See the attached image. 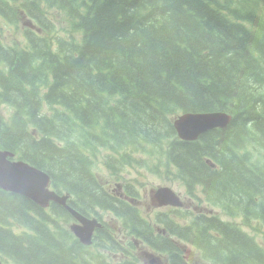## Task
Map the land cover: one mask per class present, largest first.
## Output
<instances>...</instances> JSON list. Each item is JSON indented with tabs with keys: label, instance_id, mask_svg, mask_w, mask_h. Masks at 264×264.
Returning a JSON list of instances; mask_svg holds the SVG:
<instances>
[{
	"label": "trees",
	"instance_id": "obj_1",
	"mask_svg": "<svg viewBox=\"0 0 264 264\" xmlns=\"http://www.w3.org/2000/svg\"><path fill=\"white\" fill-rule=\"evenodd\" d=\"M46 1L0 0L5 23L29 19L21 47L0 37V105L28 119L27 128L13 131L0 116V147L47 171L81 212L110 209L130 218L121 219L126 227L143 220L133 207L118 209L100 183L96 147L110 146L128 164L138 156L132 147L158 144L188 191L209 187L264 218V0ZM50 8L66 13L79 40L45 37L52 33ZM118 93L121 102L111 103ZM128 95L136 103H126ZM218 110L233 115L223 130L195 141L176 136L173 116ZM248 145L257 151L253 160L251 151L240 152ZM208 158L220 168L211 169ZM59 211L66 216L61 205L47 211L0 188V254L29 264H76L73 247L48 228ZM157 218L208 260L264 264V249L228 223L216 222V237L201 218L190 226ZM153 244L172 250V264H189L173 240Z\"/></svg>",
	"mask_w": 264,
	"mask_h": 264
},
{
	"label": "rangeland",
	"instance_id": "obj_2",
	"mask_svg": "<svg viewBox=\"0 0 264 264\" xmlns=\"http://www.w3.org/2000/svg\"><path fill=\"white\" fill-rule=\"evenodd\" d=\"M48 14L54 23V32L59 36L65 38L80 39L81 31L73 26L69 18L62 12L49 9ZM27 19L24 17L20 20H17L16 23H5L4 20L0 17V37L3 38L4 42L8 44H17L22 45L23 36H24V27L26 25ZM44 84L41 83V86ZM118 99L119 103L121 102V94L115 95L111 99V103H114ZM137 98L132 95H128L125 99L126 103H136ZM47 108V105L44 106ZM0 116L4 118L9 127L13 131H20L26 128V121L23 123V116L20 113H17L15 110H11L9 107L0 105ZM175 116L172 117V119ZM28 127V125H27ZM85 131V129H80ZM173 139V138H172ZM168 147V146H167ZM132 151L138 154V156H130V163L121 158V155H118L111 149L110 146H99L95 148L96 156L93 170L98 176L100 183L104 185L107 189L108 187L112 190L116 188V191L128 189L127 184L131 188L138 191V201L137 209L139 210L142 217L146 220L149 225H152L156 220V213L161 210H165V213L172 214V220L176 223H179L182 226L187 225L200 214L206 215L208 217L216 216L219 219L216 221L219 225L221 222L228 223L236 228H238L242 233L246 234L249 237L253 238V241L258 243L264 249V218L257 214L253 209V215L250 214V211H247L249 215L247 216L242 210L237 208V205L233 199H228L227 203L231 204L230 211L224 207H215L212 204V199L215 197L212 196L209 192L200 190V188H195L194 190L187 191V187L178 177L181 176L180 170L176 169L175 166L169 161L166 151L161 150L159 153L158 144L156 146L152 145H138L131 148ZM251 151V160L254 159L255 153L257 152L251 145H248L243 151ZM264 155L262 156L259 164L263 162L262 168H264ZM110 159V160H109ZM110 161V163L107 162ZM118 165H121V168H118ZM120 186V187H117ZM170 187L172 188L183 201V206L181 208L175 207H161L157 204L156 198L154 196V191L160 187ZM115 194L114 192H111ZM117 196V195H116ZM237 198V197H235ZM241 202H245L243 199L237 198ZM223 200V199H222ZM217 201H219L217 199ZM177 209L173 212L170 210ZM170 216V215H169ZM95 217L99 218L97 215ZM171 217V216H170ZM103 218L108 221L109 225L112 227L115 237L124 245H126L130 240V236L123 229L120 221L114 218L108 213H103ZM187 218V219H186ZM58 228L61 230L70 233L71 227L74 224V221H63L64 219L55 218ZM220 222V223H219ZM212 223V221H209ZM215 234V232H213ZM216 236V235H215ZM185 241V240H184ZM70 244L74 242L71 246L78 254V257L81 260H85V256H89L87 253H99L96 252L98 248H91L82 245L77 239L72 237L69 238ZM79 244V248L77 246ZM179 248L182 250L187 260L191 264H209L210 262L204 259L201 255V252L189 241L178 242ZM102 250V248L98 249ZM146 248L140 246L139 250L131 249L132 255L131 259L137 261L140 264H145L148 258L145 257ZM163 256V255H162ZM17 261H21L23 264H29L26 261L20 260L15 256ZM103 260V259H102ZM110 260V258H108ZM159 262H164L167 264L163 257H159ZM84 264H94L92 262H82ZM5 264H19L17 262H7Z\"/></svg>",
	"mask_w": 264,
	"mask_h": 264
},
{
	"label": "water",
	"instance_id": "obj_3",
	"mask_svg": "<svg viewBox=\"0 0 264 264\" xmlns=\"http://www.w3.org/2000/svg\"><path fill=\"white\" fill-rule=\"evenodd\" d=\"M232 116L225 111L206 113H187L174 121L180 137L194 140L200 134L216 127H225ZM51 177L48 173L24 160L14 159V153L0 149V188L22 195L39 206H48L50 201L67 208L83 226L75 227V232L85 242H89L91 233L100 227L97 220H90L75 213L67 206V196H60L50 189ZM160 205L181 206L178 196L169 188H161L156 193ZM0 264L2 262L0 261ZM215 264V263H211Z\"/></svg>",
	"mask_w": 264,
	"mask_h": 264
},
{
	"label": "bare ground",
	"instance_id": "obj_4",
	"mask_svg": "<svg viewBox=\"0 0 264 264\" xmlns=\"http://www.w3.org/2000/svg\"><path fill=\"white\" fill-rule=\"evenodd\" d=\"M39 1V0H38ZM46 1V0H45ZM47 2V1H46ZM22 4V3H21ZM32 5V4H31ZM73 16V15H72ZM73 18H75V17H73ZM6 55V54H5ZM4 61V60H3ZM33 80V79H32ZM35 80V79H34ZM37 82V81H36ZM250 107V106H249ZM207 111H205V112H193V113H206ZM28 120V119H27ZM235 173V172H234ZM236 181V180H235ZM127 187H131L129 184H127ZM62 206V205H61ZM63 207V206H62ZM64 208V207H63ZM60 214H61V212L59 211V215L58 216H60ZM67 217V215L66 216H64V218H66ZM115 218L116 219H118L120 222H122V220L121 219H123L122 217L121 218H119V217H117V216H115ZM123 222H124V220H123ZM48 226H54V227H58L57 226V224H48ZM97 244H100L103 240L101 239V238H95V240H94ZM74 243V242H73ZM77 246H78V248H79V244L77 243ZM125 264H127V262H125Z\"/></svg>",
	"mask_w": 264,
	"mask_h": 264
},
{
	"label": "flooded vegetation",
	"instance_id": "obj_5",
	"mask_svg": "<svg viewBox=\"0 0 264 264\" xmlns=\"http://www.w3.org/2000/svg\"><path fill=\"white\" fill-rule=\"evenodd\" d=\"M211 169H212V168H211ZM213 170H214V169H213ZM121 251H122V252H127V250H126L124 247L121 248Z\"/></svg>",
	"mask_w": 264,
	"mask_h": 264
}]
</instances>
